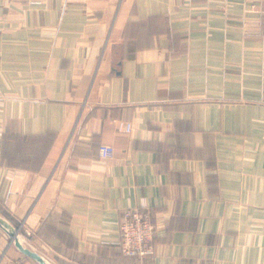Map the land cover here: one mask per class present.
<instances>
[{"label":"crops","instance_id":"0c3cea01","mask_svg":"<svg viewBox=\"0 0 264 264\" xmlns=\"http://www.w3.org/2000/svg\"><path fill=\"white\" fill-rule=\"evenodd\" d=\"M261 9L0 0L2 214L60 264H264ZM142 198L143 259L118 246ZM0 264L37 263L0 229Z\"/></svg>","mask_w":264,"mask_h":264},{"label":"built area","instance_id":"2783aa9c","mask_svg":"<svg viewBox=\"0 0 264 264\" xmlns=\"http://www.w3.org/2000/svg\"><path fill=\"white\" fill-rule=\"evenodd\" d=\"M29 4L40 3L41 0H26ZM262 25L264 31V0H262ZM133 125L130 121L120 123V130L130 133ZM113 148L109 145L100 147L103 158L111 157ZM120 240L118 246L125 256L147 258L155 252V222L149 210L147 200L142 198L136 207L122 211L119 219Z\"/></svg>","mask_w":264,"mask_h":264},{"label":"water","instance_id":"95a60500","mask_svg":"<svg viewBox=\"0 0 264 264\" xmlns=\"http://www.w3.org/2000/svg\"><path fill=\"white\" fill-rule=\"evenodd\" d=\"M0 229L8 236L10 245H14L21 254L32 259L37 264H60L31 243L22 232L20 226L15 225L2 213H0Z\"/></svg>","mask_w":264,"mask_h":264},{"label":"trees","instance_id":"16d2710c","mask_svg":"<svg viewBox=\"0 0 264 264\" xmlns=\"http://www.w3.org/2000/svg\"><path fill=\"white\" fill-rule=\"evenodd\" d=\"M0 213H2V211L0 210ZM24 256V255H23ZM26 257V256H25ZM26 258H28V257H26Z\"/></svg>","mask_w":264,"mask_h":264}]
</instances>
